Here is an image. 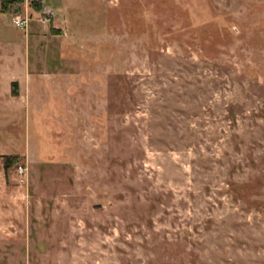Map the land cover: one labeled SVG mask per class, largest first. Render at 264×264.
<instances>
[{"label": "rangeland", "instance_id": "rangeland-1", "mask_svg": "<svg viewBox=\"0 0 264 264\" xmlns=\"http://www.w3.org/2000/svg\"><path fill=\"white\" fill-rule=\"evenodd\" d=\"M0 264H264V0L0 6Z\"/></svg>", "mask_w": 264, "mask_h": 264}, {"label": "trees", "instance_id": "trees-1", "mask_svg": "<svg viewBox=\"0 0 264 264\" xmlns=\"http://www.w3.org/2000/svg\"><path fill=\"white\" fill-rule=\"evenodd\" d=\"M21 0H0V6L3 11H5L8 7H11L13 4L18 3ZM13 159H16L14 157ZM6 166L11 165V159H6L5 161Z\"/></svg>", "mask_w": 264, "mask_h": 264}, {"label": "built area", "instance_id": "built-area-1", "mask_svg": "<svg viewBox=\"0 0 264 264\" xmlns=\"http://www.w3.org/2000/svg\"><path fill=\"white\" fill-rule=\"evenodd\" d=\"M13 23L16 27H23L26 24V21L20 18H16L13 20Z\"/></svg>", "mask_w": 264, "mask_h": 264}]
</instances>
